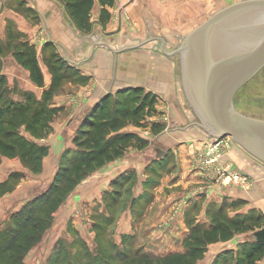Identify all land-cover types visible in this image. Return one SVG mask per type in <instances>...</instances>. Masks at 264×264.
Returning a JSON list of instances; mask_svg holds the SVG:
<instances>
[{"label":"crops","instance_id":"1","mask_svg":"<svg viewBox=\"0 0 264 264\" xmlns=\"http://www.w3.org/2000/svg\"><path fill=\"white\" fill-rule=\"evenodd\" d=\"M63 1L0 0V60L4 65L0 86L14 101L25 102L28 97L41 101L54 80L57 82L47 103L53 110L49 130L38 137L25 124L20 126L23 136L48 147L41 171L32 173L18 156H3L0 183L15 173H21V178L0 199L21 197L23 202H12L13 213L47 189L64 156L77 151L75 137L94 105L105 97L113 101L139 90L162 100L163 105L157 101L156 111L145 116L146 122L129 119L116 133L135 134L143 143L133 139L123 156L83 179L65 204L81 203L90 225L101 223L98 219L104 223L113 219L120 237L133 234L137 241L147 243L144 251L152 248L150 241L160 240L164 256L185 254L194 229L211 230L222 223L229 229L227 235L220 233L208 243L194 264H264V243L255 236L264 229V164L234 144L223 163L246 175L249 185L220 184L207 178L199 168L198 156L209 134L193 108L174 98L176 57L165 29L179 24L178 16L199 20L212 4L202 0H114L111 6L94 0L86 31L78 27ZM119 5L122 30L107 36L105 32L119 25ZM31 55L41 72V85L27 63ZM45 176L51 180L40 190ZM74 216V220L68 218L67 229L84 237L75 220L81 218ZM229 219H244L251 226L236 231L228 226ZM157 224L162 229H155ZM254 248L261 249L249 258Z\"/></svg>","mask_w":264,"mask_h":264},{"label":"trees","instance_id":"2","mask_svg":"<svg viewBox=\"0 0 264 264\" xmlns=\"http://www.w3.org/2000/svg\"><path fill=\"white\" fill-rule=\"evenodd\" d=\"M99 1L102 5L111 6L114 2V0ZM66 2L67 9L78 27L88 31L94 0H66ZM27 63L34 80L41 85L42 75L34 56L28 57ZM55 86L57 82L54 80L51 89L41 101L28 97L25 102L9 98L10 93L7 89L0 86V104L3 103L0 105V161L3 156L10 158L18 156L32 173L41 171L42 160L48 152V147L27 139L20 133V126L25 124L27 131L38 137L49 130L48 122L53 110L47 107V103ZM7 99L10 100L9 103ZM156 101V97L152 94H143L138 90L113 101H110V97H105L94 105L75 137L77 151H73L71 156L69 153L64 156L47 189L32 196L0 225V264H24L30 250L41 242L44 233L51 227L53 213L67 199L71 191L91 173L123 156L133 139L138 138L132 133L116 132L121 130L129 119L139 123L147 114L155 112ZM140 141L143 143V140ZM20 178L21 173H15L10 175L7 181L0 183V194L13 189ZM227 224L236 231L247 230L251 226L246 225L244 219H229ZM228 231L229 229L224 228L222 223L214 224L211 230L199 227L191 234V241L187 244L185 254L155 258L145 254L140 255L141 251L137 249L133 257L130 256L131 254L127 255L126 251L119 253L122 256L120 262L117 260L112 264H126L125 262L127 264H194L202 257L208 243L216 240L220 233L227 235ZM64 245L66 244L60 247L64 248ZM70 245L76 246L74 252L70 250L74 254L71 260L73 263L106 264L109 260L107 258L112 259L110 255L106 256L107 252L100 245L96 249H91L80 239L68 241V246ZM260 249H252L249 258L254 257V253ZM62 255L63 250L56 252L53 256L56 257V263L61 261ZM126 255L130 257L125 259ZM115 256H118L117 253Z\"/></svg>","mask_w":264,"mask_h":264},{"label":"water","instance_id":"3","mask_svg":"<svg viewBox=\"0 0 264 264\" xmlns=\"http://www.w3.org/2000/svg\"><path fill=\"white\" fill-rule=\"evenodd\" d=\"M118 18V28L105 32L107 36L122 30L121 10ZM178 52L184 58L189 103L208 136L231 138L264 164V121L247 117L234 106L236 93L264 68V0L243 1L216 13L188 36ZM3 66L0 60V74ZM255 236L264 243V229Z\"/></svg>","mask_w":264,"mask_h":264},{"label":"rangeland","instance_id":"4","mask_svg":"<svg viewBox=\"0 0 264 264\" xmlns=\"http://www.w3.org/2000/svg\"><path fill=\"white\" fill-rule=\"evenodd\" d=\"M178 1L179 0H176L174 2H178ZM202 1L204 2L205 5H207V3L208 4L211 3L212 6L206 7L204 9V15L200 16L199 20L190 21L189 18L187 19V17L180 18L178 16V19H176V21L180 20V23L179 22H178L179 24H176L177 22L175 24L172 23V26H167L164 32V34L168 36L173 42L172 45V49L174 51L173 57H176L174 82L176 84L177 92H174L175 93L174 98L177 100V102L179 101L178 98H180L181 101H184L185 104L189 105V108H191V105L189 103L188 96L186 93V85H185L184 73H183L184 58L182 53L181 52L179 53L178 50L182 47L183 43L188 38V36L195 29H197L207 20H209L213 15H215L216 13L222 11L223 9L231 5L248 0H213V2H211V0L210 1L202 0ZM118 8H121V6L119 5ZM121 11L123 18V9ZM9 95H10L9 98L10 97L12 98V94L10 93ZM8 99H7V103H9L10 101ZM157 101L156 102L160 104L159 106L161 107L163 105L162 100H158L157 98ZM157 103H155V105H157ZM0 105H3V103H1ZM234 106L239 113L250 118L264 121V68L236 93L234 97ZM160 114H162V116L164 115L163 113ZM162 119H164V116ZM141 121L146 122L147 117L142 118ZM153 121L155 122V120ZM228 139L233 142L231 138L227 137L226 140ZM50 180H51L50 176H45L43 180H41V182L43 183L46 182V183L40 184L41 183L40 182L39 189L42 190L46 188ZM100 180L101 179H98V184L100 183ZM32 181L28 182L26 186H29V184L31 186L33 184ZM76 189L77 188L75 187V190ZM40 190H37L36 193ZM30 194H32V192ZM68 198L63 202L64 204L68 201ZM14 200H15V205L18 204V202L20 203L23 202L21 201L20 196L18 197L16 196L12 200L10 199L5 200L4 198L0 199V225H2L7 219H9L10 214L12 213L11 211L13 210V208H16L13 207L12 205V202H14ZM64 204L62 205L63 209L59 210L57 213L54 214V219L51 227L44 233L41 242L38 245H36L32 250H30V252L28 253L25 259L24 264H68V263L78 264L77 262L73 263L71 261L73 258L72 255H74L72 252L75 251L76 246L75 247L71 245H70L71 247L68 246V241H72L74 237L83 241H87L89 243V245L88 244L87 245L91 249L94 248L96 249L98 248V245H100L101 248L105 250V252H107L106 256L110 255V257H112V259L107 258L109 259L107 262L104 261L106 262V264L115 263L117 262V260L118 262H120L119 259L122 256L119 253H122L123 251H126L127 255L131 254L130 256L133 257L134 256L133 254L136 253L137 249H140L141 251L140 255L145 254L148 255V257H155V258L164 256L162 254L163 252H160L159 250V249L162 250L164 248L163 243L160 240H157V242L150 241L152 248L148 251H144L147 243L145 244L144 241H140V242L137 241L133 234H126L127 237H125L124 239L122 238V236L120 237L121 234L117 233V224L111 222L113 221V219H106L107 222L105 223L103 222V219H98L96 221L101 223L93 222L92 225H90L89 224L90 219L85 218L86 217L85 209H84L85 207H81V205H79L81 203H76V206L74 205V203L73 205H70L69 203H67V205ZM75 214L79 216V218H81L75 220L79 222V225L84 233V237H81L80 235L76 236L73 233H71L70 230L67 229V227L70 225L69 224L70 219L68 218L70 217L71 220H74ZM153 228L154 227H151V229ZM155 229H162V228H160L159 224H157ZM147 232H150V230H147ZM137 237L139 238V236ZM62 244H66L64 245V248L60 247V245ZM62 250H63V255L61 257L62 259L59 263H56L55 262L56 257L53 256L56 255L57 251L62 252ZM70 250H72V252ZM115 253H117L119 257L115 256ZM130 256H127L125 259H127ZM125 263L127 264V262Z\"/></svg>","mask_w":264,"mask_h":264},{"label":"built area","instance_id":"5","mask_svg":"<svg viewBox=\"0 0 264 264\" xmlns=\"http://www.w3.org/2000/svg\"><path fill=\"white\" fill-rule=\"evenodd\" d=\"M233 145L234 143L229 139L210 137L198 156L199 168L207 178L216 183L247 187L248 177L235 171L228 163H223L224 156Z\"/></svg>","mask_w":264,"mask_h":264}]
</instances>
